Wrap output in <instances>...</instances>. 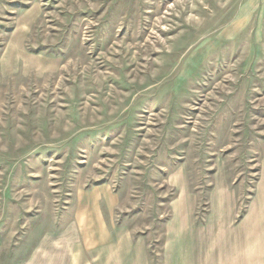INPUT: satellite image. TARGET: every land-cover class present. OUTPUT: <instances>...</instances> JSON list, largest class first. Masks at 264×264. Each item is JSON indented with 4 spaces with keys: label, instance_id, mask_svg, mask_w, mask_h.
Segmentation results:
<instances>
[{
    "label": "rangeland",
    "instance_id": "obj_1",
    "mask_svg": "<svg viewBox=\"0 0 264 264\" xmlns=\"http://www.w3.org/2000/svg\"><path fill=\"white\" fill-rule=\"evenodd\" d=\"M69 244L264 264V0H0V264Z\"/></svg>",
    "mask_w": 264,
    "mask_h": 264
},
{
    "label": "crops",
    "instance_id": "obj_2",
    "mask_svg": "<svg viewBox=\"0 0 264 264\" xmlns=\"http://www.w3.org/2000/svg\"><path fill=\"white\" fill-rule=\"evenodd\" d=\"M77 217L78 218H82V217L83 218H85V217L89 218L90 216H89V214L80 212V213L77 214ZM78 220H81V219H78ZM77 234H78V232L73 233V236L70 239H67V242L71 243V242H75L76 240H82L83 241L84 240L83 237L80 236V235H77ZM77 238H79V239H77ZM53 247L55 249L56 245H53ZM56 248L59 249L60 248V244H58V246ZM65 248H66L65 251H60L59 250L58 252H55L53 250L52 251V260L51 259L49 260L47 258V263L46 264H76L75 263V257L79 255V252H77L76 255L73 254L74 251H71L70 244L66 245ZM119 251H120V249H119ZM97 252L99 253V256H100L101 259H103V257H105L106 254H107V250H106V248L104 246H100V248H98ZM81 253H84V252L81 251ZM67 254H68V257H67ZM61 259L64 260L63 263H61V261H60ZM86 263L87 262L84 261L82 264H86ZM113 264H118V262H115Z\"/></svg>",
    "mask_w": 264,
    "mask_h": 264
}]
</instances>
